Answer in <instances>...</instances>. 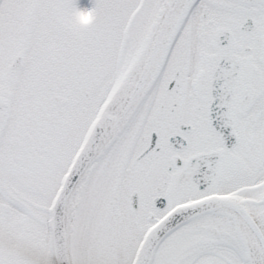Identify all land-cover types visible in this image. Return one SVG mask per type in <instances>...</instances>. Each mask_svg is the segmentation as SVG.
Here are the masks:
<instances>
[{
  "label": "snow or ice",
  "instance_id": "6c2138e0",
  "mask_svg": "<svg viewBox=\"0 0 264 264\" xmlns=\"http://www.w3.org/2000/svg\"><path fill=\"white\" fill-rule=\"evenodd\" d=\"M92 5L0 0V264H264V0Z\"/></svg>",
  "mask_w": 264,
  "mask_h": 264
},
{
  "label": "rangeland",
  "instance_id": "374dc122",
  "mask_svg": "<svg viewBox=\"0 0 264 264\" xmlns=\"http://www.w3.org/2000/svg\"><path fill=\"white\" fill-rule=\"evenodd\" d=\"M82 4V3H81ZM93 5H92V2H89V4H84V6H82L81 7V9H90L91 7H92ZM85 26H87L86 24H85Z\"/></svg>",
  "mask_w": 264,
  "mask_h": 264
},
{
  "label": "clouds",
  "instance_id": "9594fccd",
  "mask_svg": "<svg viewBox=\"0 0 264 264\" xmlns=\"http://www.w3.org/2000/svg\"><path fill=\"white\" fill-rule=\"evenodd\" d=\"M82 24L91 23V20L81 21Z\"/></svg>",
  "mask_w": 264,
  "mask_h": 264
},
{
  "label": "flooded vegetation",
  "instance_id": "af4514ba",
  "mask_svg": "<svg viewBox=\"0 0 264 264\" xmlns=\"http://www.w3.org/2000/svg\"><path fill=\"white\" fill-rule=\"evenodd\" d=\"M80 2H82V0H77V6H78L79 8L81 7Z\"/></svg>",
  "mask_w": 264,
  "mask_h": 264
}]
</instances>
